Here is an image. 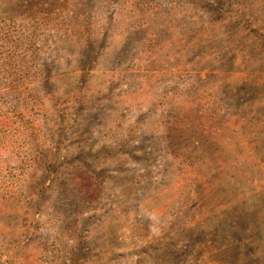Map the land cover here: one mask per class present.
I'll use <instances>...</instances> for the list:
<instances>
[{
	"label": "rangeland",
	"instance_id": "1",
	"mask_svg": "<svg viewBox=\"0 0 264 264\" xmlns=\"http://www.w3.org/2000/svg\"><path fill=\"white\" fill-rule=\"evenodd\" d=\"M0 264H264V0H0Z\"/></svg>",
	"mask_w": 264,
	"mask_h": 264
}]
</instances>
